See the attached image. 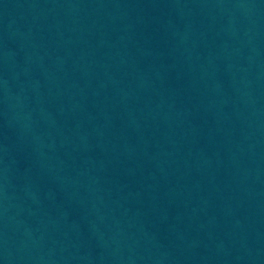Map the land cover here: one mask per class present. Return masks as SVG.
I'll list each match as a JSON object with an SVG mask.
<instances>
[{"label":"water","instance_id":"obj_1","mask_svg":"<svg viewBox=\"0 0 264 264\" xmlns=\"http://www.w3.org/2000/svg\"><path fill=\"white\" fill-rule=\"evenodd\" d=\"M0 264H264V0H0Z\"/></svg>","mask_w":264,"mask_h":264}]
</instances>
